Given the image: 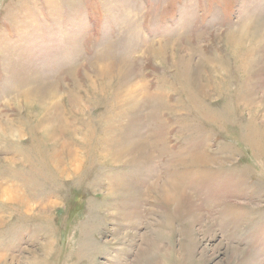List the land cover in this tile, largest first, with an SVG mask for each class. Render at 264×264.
<instances>
[{
    "label": "rangeland",
    "instance_id": "1",
    "mask_svg": "<svg viewBox=\"0 0 264 264\" xmlns=\"http://www.w3.org/2000/svg\"><path fill=\"white\" fill-rule=\"evenodd\" d=\"M0 264H264V0H0Z\"/></svg>",
    "mask_w": 264,
    "mask_h": 264
},
{
    "label": "bare ground",
    "instance_id": "2",
    "mask_svg": "<svg viewBox=\"0 0 264 264\" xmlns=\"http://www.w3.org/2000/svg\"><path fill=\"white\" fill-rule=\"evenodd\" d=\"M138 83H139V82H138ZM139 86H140V85H139ZM135 89H136V88H135ZM53 96H54V95H53ZM53 100H54V99H53ZM53 107H54V106H53ZM55 108H56V107H55ZM55 108H54V111H55ZM56 111H57V110H56ZM57 113H58V112H57ZM56 116H57V115H55V117H56ZM55 117H54V118H55ZM61 120H62V119H61ZM62 121H63V120H62ZM50 123H51V122H50ZM53 123H54V122H53ZM55 123L58 124V125H62V122H60L59 119H58V121H57V119H56ZM55 123H54L53 125L51 124V126L49 125V126H50V127H49L50 130L54 129V127H55V125H56ZM47 125H48V124H47ZM47 127H48V126H47ZM60 128H62V126H61ZM55 129H56V127H55ZM56 130H58V128H57ZM53 131H55V130H53Z\"/></svg>",
    "mask_w": 264,
    "mask_h": 264
}]
</instances>
